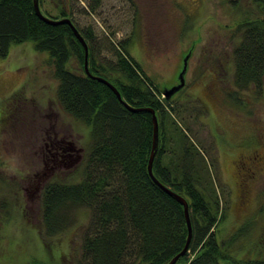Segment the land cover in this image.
<instances>
[{"label": "rangeland", "instance_id": "rangeland-1", "mask_svg": "<svg viewBox=\"0 0 264 264\" xmlns=\"http://www.w3.org/2000/svg\"><path fill=\"white\" fill-rule=\"evenodd\" d=\"M39 3L42 14L53 18H59L63 4L78 28L89 27L92 52L98 61H111V45L127 41L125 52L139 64L161 100L170 102L165 103V108L178 111L174 115L177 123L182 130L187 129L185 132L198 145L209 167L210 178L225 208V217L213 228L218 239L228 242L229 257L224 264L264 262V162L252 167L251 161L244 166L253 173L251 178L247 176L248 192L243 205L234 165L241 154L256 157L261 153L264 161V82L261 87L237 86L233 61V48L240 39L237 22L259 17L260 8L249 0ZM187 52L184 87L171 100L165 99L161 90L177 83L176 75ZM46 59V54L34 51L29 41L12 45L8 56L0 58V107L20 86L35 103L28 112L17 110L14 116L0 115L8 122L0 128V264H35L36 260L52 263L50 244H55L57 263L72 264L89 216L87 208H74L72 227L46 240V245L41 242L38 220L42 189L54 179L77 181L90 143L88 128L57 103V81ZM31 114L41 121L30 123ZM48 122L55 124V129L63 127L69 131L71 140L81 149V159L69 169L37 180L38 190L30 199L27 184L34 182V174L39 171L37 161L32 160V147L43 131L37 134V141L31 136L26 142V133L35 136L39 124L46 126Z\"/></svg>", "mask_w": 264, "mask_h": 264}, {"label": "trees", "instance_id": "trees-1", "mask_svg": "<svg viewBox=\"0 0 264 264\" xmlns=\"http://www.w3.org/2000/svg\"><path fill=\"white\" fill-rule=\"evenodd\" d=\"M249 1L260 8V16L237 22L240 39L233 48L234 77L239 87H261L264 0ZM59 14V18L46 17L70 20L87 45L88 71L112 84L122 100L107 85L84 72V50L69 24L51 25L40 20L34 13L33 0H0V58L8 56L12 45L26 41L32 43L34 51L45 53L57 81V103L88 128L90 139L80 178L54 179L42 189L38 220L41 242L46 245V240L72 227V210L83 206L89 216L72 264H166L183 247L187 229L182 206L158 187L147 172L151 113L132 112L127 104L154 110L158 146L152 173L188 204L192 237L187 251L175 264L226 263L228 242L218 239L213 229L225 217V208L198 145L177 123L174 115L178 111L165 108V103L170 102L161 100L139 64L125 52L127 41L111 45V61H98L90 44L91 29L78 28L63 4ZM31 99L20 86L5 98L0 115L14 116L17 110L28 112L31 104L35 105ZM3 116L0 128L8 123ZM54 246L50 244L49 250V255L56 258L52 263L35 259V264H59Z\"/></svg>", "mask_w": 264, "mask_h": 264}, {"label": "flooded vegetation", "instance_id": "flooded-vegetation-1", "mask_svg": "<svg viewBox=\"0 0 264 264\" xmlns=\"http://www.w3.org/2000/svg\"><path fill=\"white\" fill-rule=\"evenodd\" d=\"M46 117L49 119V114H46ZM42 118V117H41ZM30 123L41 121L39 118L35 117L34 115H30L29 117ZM63 127L59 129H55V124L49 123L45 126L42 124H39V130L35 131V136L33 133H26V139L28 142L29 138L32 136L34 137V140L37 141V134L41 131V136H39V139L36 143V145H33V161L35 160L38 163V172L34 174L35 180L32 183L31 181L28 182L27 189L28 196H30V199L35 196V193L38 190L37 185L35 184L37 180H41L47 176L49 173H53L55 171H63L65 169H69V167H72L73 164L76 162H79L81 159V149L77 147L73 141L71 140L69 131H65ZM255 158V159H254ZM253 162L252 167H256L263 161V155L261 153H258L256 157L248 156L241 154L239 155L237 161H235L234 165L238 169V176H239V200L241 205H243L244 196L248 192V186H247V176L249 178L252 177L250 175L253 173V170L250 169V167H245V164L248 162ZM41 163H43V167L41 168ZM48 164V166H47ZM244 168V169H243ZM258 170H262V168H258Z\"/></svg>", "mask_w": 264, "mask_h": 264}, {"label": "water", "instance_id": "water-1", "mask_svg": "<svg viewBox=\"0 0 264 264\" xmlns=\"http://www.w3.org/2000/svg\"><path fill=\"white\" fill-rule=\"evenodd\" d=\"M33 10L35 15L42 21L51 24V25H57V24H62V23H67L70 25L74 35L76 36V38L79 40V42L81 43L83 50H84V59H83V69L84 72L91 78L96 79L99 82L104 83L105 85H107L113 92L114 94L117 96V98L119 100H122L120 97L119 92L116 90V88L110 84L107 80H105L102 77L96 76L91 74L88 71L87 68V45L84 41V39L81 37V35L78 33V31L76 30V28L74 26H72L70 20L68 18H62V19H51L48 18L46 16H44L39 8L38 5V0H33ZM189 56V52H187L183 58H182V63L181 66L178 69L177 75H176V80L177 83L171 85L170 87H166L163 88L161 90V94L165 99H170L174 94H176L177 92H179V90H181L184 87L185 84V73H186V69H187V59ZM125 106L127 107V109H129L132 112H138V111H148L151 113V121H152V139H151V148H150V152H149V156H148V160H147V172L148 175L150 176V178L152 179V181L158 186L160 187L165 193H167L170 197H172L173 199H175L177 202H179L182 206V212H183V217L185 220V224H186V229H187V235H186V239L185 242L183 244V247L181 248V250L175 254L166 264H175L178 260V258L182 255H184V253L187 251L191 237H192V228H191V223L189 220V213H188V204L187 201L180 195H178L177 193H175L174 191H172L170 188L164 186L161 182H159V180L154 177L153 173H152V163H153V159L154 156L156 154L157 151V146H158V124H157V118L155 116L154 110L151 107H137V108H133L130 107L129 105L125 104Z\"/></svg>", "mask_w": 264, "mask_h": 264}]
</instances>
